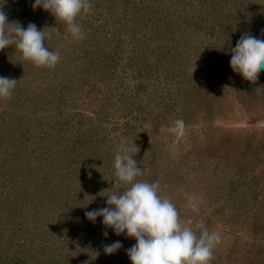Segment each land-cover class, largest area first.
I'll list each match as a JSON object with an SVG mask.
<instances>
[{
  "label": "rangeland",
  "instance_id": "374dc122",
  "mask_svg": "<svg viewBox=\"0 0 264 264\" xmlns=\"http://www.w3.org/2000/svg\"><path fill=\"white\" fill-rule=\"evenodd\" d=\"M90 2L79 40L35 0H0L9 23L54 29L60 53L49 68L0 51L19 82L0 99V264H132L135 239L85 216L108 206L125 151L198 237L220 233L210 264H264V71L251 83L230 66L241 36L264 32V0Z\"/></svg>",
  "mask_w": 264,
  "mask_h": 264
},
{
  "label": "clouds",
  "instance_id": "9594fccd",
  "mask_svg": "<svg viewBox=\"0 0 264 264\" xmlns=\"http://www.w3.org/2000/svg\"><path fill=\"white\" fill-rule=\"evenodd\" d=\"M92 7L90 0H35L32 5L33 10L43 8L57 21L64 22L73 38L79 40L84 39V35L76 18ZM53 30L47 27L39 30L34 23H29L27 28L19 21L9 23L8 14L0 7V51L15 45V50L36 66L54 67L60 60V53L45 46ZM230 52L232 70L255 83L264 71V32L259 38L243 34ZM18 83L14 78L0 76V99L11 98ZM168 131L179 141L186 134L185 121L176 119ZM132 150L139 151L136 146ZM114 168L117 177L114 187L100 193H109L105 196L108 206L86 211V218L93 223L102 218L105 228L112 229L117 236L126 233L128 238H134L136 244L126 250L132 264H210L214 249L222 239L220 233L205 229L198 237L191 227L194 219L181 218L170 198L159 194V181L149 183L137 179L145 170L138 167L133 156L126 151L115 155ZM121 182L127 187L116 191ZM198 206V198L191 195L186 207L196 211ZM104 235L107 237V231ZM122 247L117 240L103 245V250L112 255Z\"/></svg>",
  "mask_w": 264,
  "mask_h": 264
}]
</instances>
